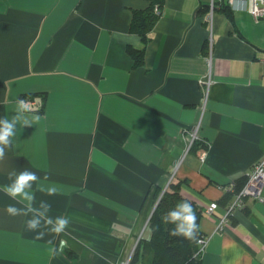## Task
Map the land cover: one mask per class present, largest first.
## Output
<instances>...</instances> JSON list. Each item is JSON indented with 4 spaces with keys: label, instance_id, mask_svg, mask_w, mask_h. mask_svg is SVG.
Masks as SVG:
<instances>
[{
    "label": "crops",
    "instance_id": "0c3cea01",
    "mask_svg": "<svg viewBox=\"0 0 264 264\" xmlns=\"http://www.w3.org/2000/svg\"><path fill=\"white\" fill-rule=\"evenodd\" d=\"M211 2L166 0L135 69L132 45L113 33L131 34L132 9L145 1L0 0V119H11L21 97L45 101L38 124L17 125L0 189L12 170L48 176L57 195L34 186L37 204L47 200L51 216L71 220L70 236L36 240L26 217L5 212L22 205L0 190V264L126 262L150 238L154 196L172 181L203 212L201 264H264V204L249 200L217 231L227 209L219 201L264 158V17L238 4L232 19L199 13ZM209 76L205 102L199 82ZM198 125L204 160L188 150ZM212 203L218 210L206 215ZM59 239L67 247L53 256ZM153 259L147 242L137 264Z\"/></svg>",
    "mask_w": 264,
    "mask_h": 264
},
{
    "label": "clouds",
    "instance_id": "9594fccd",
    "mask_svg": "<svg viewBox=\"0 0 264 264\" xmlns=\"http://www.w3.org/2000/svg\"><path fill=\"white\" fill-rule=\"evenodd\" d=\"M114 38L130 43L134 48L141 46L140 38L135 34H127L114 32ZM41 115L37 114L32 108L31 102L25 99H19L15 109V114L11 119H0V163L5 160L6 149L12 147V141L15 137L17 125L33 126L41 121ZM9 184L5 185L2 190L10 199L22 205L17 207L9 204L5 208V212L10 217H26L24 221L27 231L35 233L36 240H44L46 235L54 238L61 236H70L68 231L71 220L65 215L51 216L52 205L47 200H40L37 204L35 191L41 192L49 197L57 195V187L54 184L45 186L44 181H48L49 177L45 176L43 181L32 171L25 169L17 172L15 170L8 172ZM163 223L175 225L170 235L173 237H183L188 240H195L198 231L196 211L192 204L183 201L176 207L167 212L163 218ZM75 239V237H73ZM80 243V241H77ZM49 245H53V240L47 241ZM87 247V245H85ZM67 247L65 239H59L58 247L53 246L51 253L53 256L59 255Z\"/></svg>",
    "mask_w": 264,
    "mask_h": 264
},
{
    "label": "trees",
    "instance_id": "16d2710c",
    "mask_svg": "<svg viewBox=\"0 0 264 264\" xmlns=\"http://www.w3.org/2000/svg\"><path fill=\"white\" fill-rule=\"evenodd\" d=\"M146 2L143 9H132V21L130 24V33L137 35L141 40V47H127V53L133 61V68H141L145 65L146 50L152 41V31L163 16L166 0H142ZM223 10L229 17L231 16V7L226 0L216 2L215 11ZM210 7H203L199 13L209 14ZM40 95V94H37ZM208 144L204 140L195 141L191 151L199 152L208 149ZM248 180V175L237 179L234 183V190L227 191L225 196L219 201L223 207H228L235 194L240 193ZM182 183L172 181L167 191L163 194L149 222L150 238L141 239L136 247L130 264H137L143 256V246L148 242L154 252L153 264H201L202 254L199 253V240L204 237L201 231V221L203 212L200 207L192 204L182 195ZM154 196L155 204L159 200L161 191ZM161 197V196H160ZM187 201L192 204L196 211L198 231L195 240H188L183 237H173L170 235L175 225L163 223V216L174 209L180 202ZM248 202V199L245 200ZM218 203V204H219ZM247 208H244L245 210Z\"/></svg>",
    "mask_w": 264,
    "mask_h": 264
},
{
    "label": "built area",
    "instance_id": "2783aa9c",
    "mask_svg": "<svg viewBox=\"0 0 264 264\" xmlns=\"http://www.w3.org/2000/svg\"><path fill=\"white\" fill-rule=\"evenodd\" d=\"M220 0H212L210 5V16L212 17L214 11L216 2ZM228 5L233 9L235 4H238L240 6V9L247 10L256 21H259L261 18L264 17V0H226ZM212 41V40H211ZM212 46V43L210 44ZM200 85L203 88L204 91V97L205 102L207 101L209 97V90L211 86L213 85L212 77H205L204 79L200 80ZM20 99H25L32 104V108L36 113H40L44 110L45 101L42 96L40 95H27L24 97H21ZM199 130L200 125L196 126L192 131L188 132V150H191L195 141H199ZM206 158V152H202L201 159L204 160ZM231 191L234 190V185L230 187ZM246 199H252L256 202L264 203V158L259 161L250 174L248 175V180L246 185L244 186L243 190L235 194L233 197V200L228 205L226 209V213L224 216H222L219 220V223L217 225V231H222L225 226L230 222V219L233 217L235 212L238 210H243L246 207ZM218 203H212L209 205L204 213L206 215H213L218 210ZM209 242V237L204 236L202 237L198 244H199V253L203 255L204 249L207 246ZM132 258V256H131ZM130 258V259H131ZM130 259L126 262H123L121 264H130Z\"/></svg>",
    "mask_w": 264,
    "mask_h": 264
},
{
    "label": "rangeland",
    "instance_id": "374dc122",
    "mask_svg": "<svg viewBox=\"0 0 264 264\" xmlns=\"http://www.w3.org/2000/svg\"><path fill=\"white\" fill-rule=\"evenodd\" d=\"M165 192H166V191H164V193H165ZM162 195H163V194H162ZM249 200H252V199H248V201H249ZM257 202H258V201H257ZM258 203H260V202H258ZM260 204H264V203H260ZM246 205H247V203H246ZM131 256H132V255H131ZM131 256H130V258H131ZM130 258H129V259H130ZM131 259H132V258H131ZM131 259H130V262H131Z\"/></svg>",
    "mask_w": 264,
    "mask_h": 264
},
{
    "label": "water",
    "instance_id": "95a60500",
    "mask_svg": "<svg viewBox=\"0 0 264 264\" xmlns=\"http://www.w3.org/2000/svg\"><path fill=\"white\" fill-rule=\"evenodd\" d=\"M163 196V195H162ZM162 198V197H161ZM161 200V199H160ZM160 200L158 201V203L160 202ZM158 203H157V205H158ZM157 205H156V207H157ZM156 207H155V209H156ZM155 209H154V211H155ZM151 219V218H150Z\"/></svg>",
    "mask_w": 264,
    "mask_h": 264
},
{
    "label": "bare ground",
    "instance_id": "6f19581e",
    "mask_svg": "<svg viewBox=\"0 0 264 264\" xmlns=\"http://www.w3.org/2000/svg\"><path fill=\"white\" fill-rule=\"evenodd\" d=\"M233 200V199H232Z\"/></svg>",
    "mask_w": 264,
    "mask_h": 264
}]
</instances>
